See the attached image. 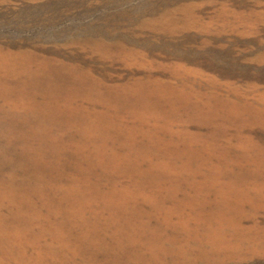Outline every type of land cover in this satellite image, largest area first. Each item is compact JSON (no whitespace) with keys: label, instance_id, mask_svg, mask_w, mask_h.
Here are the masks:
<instances>
[{"label":"rangeland","instance_id":"374dc122","mask_svg":"<svg viewBox=\"0 0 264 264\" xmlns=\"http://www.w3.org/2000/svg\"><path fill=\"white\" fill-rule=\"evenodd\" d=\"M185 253L264 264V0H0V264Z\"/></svg>","mask_w":264,"mask_h":264},{"label":"bare ground","instance_id":"6f19581e","mask_svg":"<svg viewBox=\"0 0 264 264\" xmlns=\"http://www.w3.org/2000/svg\"><path fill=\"white\" fill-rule=\"evenodd\" d=\"M155 22V21H154ZM154 22H150V26L153 25ZM168 22H165V24ZM152 24V25H151ZM146 25H149V22L146 23ZM161 26L162 28H165L167 31L171 32V30H175L174 28H167L168 26ZM180 256H173L170 258V256H162L160 258L154 257L153 259H142L140 264H198L199 258L192 259L191 256L179 254ZM206 260V259H205ZM203 262V261H202ZM210 262V261H209ZM200 264V263H199Z\"/></svg>","mask_w":264,"mask_h":264}]
</instances>
